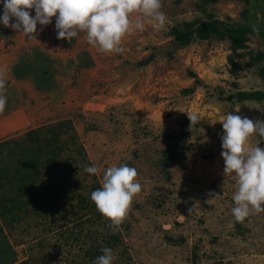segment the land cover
Returning <instances> with one entry per match:
<instances>
[{"label": "rangeland", "instance_id": "obj_1", "mask_svg": "<svg viewBox=\"0 0 264 264\" xmlns=\"http://www.w3.org/2000/svg\"><path fill=\"white\" fill-rule=\"evenodd\" d=\"M161 10L165 28L144 19L143 31L133 28L123 38V53H101L83 32L58 39L55 17L31 36L0 23V72L7 79L0 142L17 139L1 148L0 183L15 173L8 195L18 192L23 202L27 193L31 200L18 211L20 220L8 226L0 219V264H93L94 243L113 250V264H264V212L242 223L231 212L238 186L223 174L220 122L229 112L264 120V100L230 98L238 90L264 91L261 63L246 64L245 54L233 72L227 39L193 37L178 45L171 34L209 13L258 22L264 1L162 0ZM138 18L132 15L133 24ZM258 50L264 44L250 36L245 52ZM187 112L198 122L187 123ZM53 126L61 132L41 156L57 158L58 169H42L30 187L21 176L35 157L24 133L37 129L41 143ZM171 131L184 141V155L164 163ZM257 142L264 149L253 135L250 145ZM125 163L138 170L142 190L113 233L111 222L96 214L91 193L108 167ZM92 165L98 174L83 171ZM110 233L118 237L114 245L106 242Z\"/></svg>", "mask_w": 264, "mask_h": 264}, {"label": "clouds", "instance_id": "obj_2", "mask_svg": "<svg viewBox=\"0 0 264 264\" xmlns=\"http://www.w3.org/2000/svg\"><path fill=\"white\" fill-rule=\"evenodd\" d=\"M0 3L3 4L0 23L5 27L31 36L37 32L38 24L47 26L55 17L58 39L72 41L83 32L88 43L101 53H123V38L133 28L143 31L144 19L157 30L165 28L167 21L161 10L162 0H0ZM134 13L141 18L133 24ZM6 84V75L0 72V113L7 104ZM239 111L237 108L236 112ZM187 114L191 125L198 122L197 114ZM220 122L223 174L234 179L238 186L232 196L235 206L231 212L235 221L242 223L250 215L264 212V149L260 142L250 145L253 135L264 140V120L229 112ZM83 171L99 173L95 165L85 166ZM138 175V170L126 163L110 166L103 173L102 186L91 193L97 211L111 222L113 233L126 219L135 195L142 190ZM101 251L103 254L93 264H113V250L103 247Z\"/></svg>", "mask_w": 264, "mask_h": 264}, {"label": "trees", "instance_id": "obj_3", "mask_svg": "<svg viewBox=\"0 0 264 264\" xmlns=\"http://www.w3.org/2000/svg\"><path fill=\"white\" fill-rule=\"evenodd\" d=\"M216 1L218 0H200L202 5H207ZM254 28L258 29V31H254ZM171 34L173 35V38L178 45H186L190 42L191 39H193V37L204 39L213 36L218 39H227L230 47V54L227 57L228 64L230 65V70L236 72L237 69L240 68L237 58L246 54L249 56V61L246 62V64L250 65L252 63H261L259 68V74L261 76H264V50H258L256 52H245V49L247 48V42L249 41L250 36L260 38L262 43L264 44V11L260 21L251 22L249 24L244 22H232L229 19L221 20L215 18L209 13L207 14V17L204 20L195 19L192 21L184 22L181 28L177 26L172 27ZM187 90L189 91L190 89ZM230 98H235L236 101L240 102L246 100L262 101L264 100V91L261 89L238 90L233 95H230ZM186 121L187 123H191L189 118H187ZM53 128L54 126L50 129V131L53 132V135L47 137L45 136L43 139L44 142L41 143L40 140L42 138H39L37 134V129H30L24 133L26 136H28V139L30 140V142L28 143L30 150L26 148L27 144L25 143L26 145L22 144L23 147L20 149V151H22V154L26 155L28 154L27 150H29L30 154L35 157L34 163L32 164V166H29L31 167L30 169H28V167H24V169L27 170V175L23 177L21 176L24 184H28V186L30 187L34 188L35 182L38 179V176L40 175L42 169H58V162L56 160L57 158L54 159L51 157V155H49V157L43 158L41 156L43 154L44 149L48 147L49 143L53 140H57V138L59 137L57 132H61V128ZM47 132L48 131H46L45 133ZM182 135L184 137H187V131H182ZM168 136V145L163 150L164 163L181 159L184 155V141H180L177 139L178 133L175 131H171ZM50 137L51 141H49ZM15 142H17V139L15 138L0 142V152L2 151L1 148H3V146L7 145L8 147L10 144ZM54 153H56V156H58V150ZM31 162L29 161V163ZM39 165L41 166V168L39 167ZM14 176H16L15 173ZM14 176L7 178L6 183H0V219L3 221L4 224L8 226L12 224V221L20 220L21 216L19 215L18 211L23 210V208L31 202V200L29 199L30 195H27V193H25V196H27L28 199L25 198L23 202L20 199L21 194L18 192L12 195H8L9 189L7 186L14 185V183H11V179ZM9 181L10 183H7ZM62 186L58 185V187L54 188L53 191H56ZM38 206L40 205H37V207ZM96 214L100 216V213L98 211H96ZM2 232L3 230L0 226V233ZM108 236L110 237V240L106 241L107 244L114 245L117 242L118 237L113 233H110ZM0 237L2 236L0 235ZM1 249L2 247H0V251ZM92 253L94 255V257H92L93 260H95V258L102 253L99 244L96 245V243H94V245L92 246ZM6 254L7 251H4V256L2 257H5Z\"/></svg>", "mask_w": 264, "mask_h": 264}]
</instances>
